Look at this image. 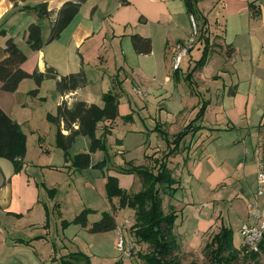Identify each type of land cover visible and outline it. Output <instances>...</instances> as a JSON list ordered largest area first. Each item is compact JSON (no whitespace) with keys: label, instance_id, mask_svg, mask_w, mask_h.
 <instances>
[{"label":"crops","instance_id":"crops-1","mask_svg":"<svg viewBox=\"0 0 264 264\" xmlns=\"http://www.w3.org/2000/svg\"><path fill=\"white\" fill-rule=\"evenodd\" d=\"M70 1L76 0H26L24 3H20V6L28 5L33 7L40 3H48L52 17L49 20L42 21L43 26H46L44 28L42 27L43 39L46 41L50 35L51 22L57 18V14L64 4ZM174 1L86 0L80 13L65 29L58 40L45 45L40 51H32L29 45L26 44V30L32 23L40 22L38 15L34 11H19L14 9V5L10 0H0V32H5V35H0V49L3 51L0 54V60L6 57L5 48L7 40L13 38L28 56L27 61L22 65V68L28 73H33L36 70L45 73L47 68L52 67L60 75L65 76L84 70L88 80L86 87L66 95L59 94L56 89V81L53 79L45 80L42 83L36 97L29 95V92L36 88V83L32 79L23 81L15 93H3L0 91V107L15 122L20 124L21 129L27 136V148L30 138H35L39 146L37 163L28 160L27 151V155L23 162H21V170L18 172H15V166L11 161L0 158V264H12L13 261L20 264H62L63 260L69 254L74 253L70 251L71 249H68V245L74 240V237L70 233L73 229L72 222L77 215L85 209L97 210L98 213L94 215L95 217H88V227H83L84 230L89 232L90 227L100 221L105 212H111L113 206L119 208V199L114 198L110 202V210H105L104 208L99 212V207H95V194L92 204L89 203L88 207H85L77 215L75 214L76 211L71 212V214H75V217L73 216L74 218L67 220V208L65 207L64 199L60 197L59 187H56L57 182H49V176H55L57 179L58 176L54 174L59 173L62 177L64 175L67 181V179H74L75 173L84 172L83 174H85L86 180L88 181L87 188L92 193L98 192V195H101L103 199L107 196V177L106 174L102 178L94 174L90 176V168L83 171L74 170L70 166L71 163L66 162L64 152L57 147V128L49 123L46 117L48 113L56 114L58 106L64 101L70 106L77 101H85L89 104L103 106V95L105 93L114 90L115 93L119 94L120 116L114 122L106 121L100 123L96 132L98 138H102L98 134V131L101 128L104 131L105 126H109L111 131V134L108 136L113 135L115 132L114 127L119 119L128 115L132 116V120H130L132 132H146L139 121V118L142 119L141 113L139 112L140 117L136 114L138 109L139 111H146L149 118H153L154 120L159 118V111H163L165 114L168 113L166 115L169 121L171 118L168 115L172 114L174 116V113L179 114L185 110L195 113L197 108H201L204 102H207V110L211 107L210 101H203L200 106V101L197 102L196 99V97L200 99L202 96L201 89L203 91L207 89V87L203 89V86H208L205 78L203 79V75L205 72H208V68L212 63V59L209 58L203 67L200 69L196 68L198 61L203 56L204 44L199 46L198 41L190 55L184 58L178 72L172 70V59L175 55L177 44L188 40L192 34V15L187 12L185 2L177 6L174 4ZM211 1H213V6L209 7V10L205 6L207 0L198 4L201 14V29L199 28V34L202 36L206 32L205 35L209 37L210 43L215 45L214 51L216 50L215 52L220 54L221 57L225 55L227 46H232L235 51L229 56L228 62L232 65L231 73L234 75L233 77L238 81L235 89L232 88L228 92V96L225 92L221 101L222 103L220 104L225 113L221 115L220 119L217 116L215 126L218 124L223 125L222 127H214L213 130L222 132L234 129V127L236 128L237 124H239L238 120L245 116L251 122L254 110H261L259 98H262L261 90L264 87V0ZM216 4H219V7ZM251 4L256 6V10H260L261 15L259 17L254 18L252 16ZM212 7H214L215 11H218L217 7L219 8V17H216L215 22L211 20L213 16ZM213 23L217 27L216 30H212L211 28ZM134 35L151 39L153 47L150 54L144 55L136 53L131 39ZM212 37H214L215 41H212ZM202 43H205V40ZM218 45H221L222 48H218ZM196 48L202 51L199 58L193 57V52ZM163 52L165 60L162 59ZM133 53L140 58L153 59L151 64H153L157 72L160 61L155 60L156 57L162 59L165 63V70L162 71L165 76V82L157 79V73L148 75L144 69H141L140 74H136L135 71H130L133 78V91L136 92L134 97L128 94V88L125 86L128 75H125V77L122 75L124 73L123 70L125 72L128 70L126 67L127 55H132ZM236 57H242L240 58L241 62ZM193 60H195V63L192 62ZM108 67H112L113 70L109 71L110 68L108 69ZM218 71L214 69L210 75L213 80L220 76L218 75ZM191 73V80H187V76ZM242 79H247L248 81L254 79L255 91L253 94L249 92L246 96L240 92L239 81ZM183 80L190 89H180L179 84ZM118 82H121L122 87ZM234 84L233 82L232 86ZM200 85L202 86L201 89ZM119 87L122 88L121 91L118 90ZM46 90H50V93H46ZM138 90L141 92H138ZM154 94L157 95L155 96ZM50 97L51 100L49 102L48 99ZM43 103L46 105L45 109L41 107ZM226 104L229 105V108L226 107ZM28 110L32 111L33 114H28ZM36 110H38L39 116L45 118L44 122L42 119V124L38 126L33 125V118H35L34 112ZM230 113L234 116H229ZM161 117L164 120L163 114ZM262 118H264V115ZM192 120L186 122L183 125V129ZM226 120L231 121L232 125L229 122L226 123ZM138 121L139 124L136 125ZM150 122V125H155L151 119ZM158 125L159 130L167 134V143L172 141L171 138L173 136H176L183 130L181 129L177 133H170L169 131H165L161 127V124ZM28 129L30 132L27 131ZM63 133L65 135L69 134L66 130H63ZM197 136L199 138L196 141ZM207 136L208 138L204 140L201 139L202 135L200 133L194 137L188 136L185 143H190L188 146L189 149H196L195 152L191 156L190 150L189 155L185 158L188 149H184V152L180 150L170 160L172 161L174 157L183 153L184 160L190 161L184 169L182 168L184 171L187 168L189 169L190 186L194 185L196 181L201 185V175L207 174L204 182L207 185L210 182L207 188L209 191H212L216 190L217 186L224 184L231 185L233 180L230 178L238 174V168L241 167V164L240 162L234 163L233 160L236 157H232L231 154L235 153V147L232 148L230 144H226V141H223L220 145L215 143L216 148L214 152L207 157L203 156L206 155L205 152L208 149L211 135L206 134ZM151 137L152 134L149 135L148 139L150 140ZM241 138L243 139V136ZM246 139L244 162L247 164L248 160H251L252 157L250 156L251 150L248 149L249 138ZM79 140L84 141V149L78 152V154L88 152L90 150L89 138L78 137L76 141ZM234 143L236 144V141ZM211 145H214V143H211ZM167 146L168 148L173 147L171 144L169 147V143ZM236 147L238 148L239 146ZM120 148L122 149V147ZM198 149L202 150L200 154L196 153ZM147 156L152 155L146 154L145 157L147 158ZM56 160L58 161L56 162ZM144 160L146 159L144 158ZM96 162L92 158L93 166L96 165ZM112 167L114 170L109 173V176L117 177L120 187L127 190L123 186V182L121 183V174H123L121 171L131 169L132 167ZM131 175L132 177L130 178L134 179L133 184H135L136 174ZM183 175L184 172L182 171V179ZM180 180L179 186H182L183 180ZM50 190L56 191L51 193ZM251 192L253 191H250L249 194L252 198ZM240 194L245 196L243 192ZM240 194H235L234 196ZM192 196L194 197V195ZM250 197L247 202L248 222H251L250 207L252 202L250 201ZM192 200L194 199L192 198ZM174 208L177 210V207L174 206ZM205 208L201 207L200 211L203 212ZM119 210L116 215H118ZM239 212L241 213V210ZM234 214L237 215L235 211ZM262 214L264 216V210ZM207 215L206 213H201L198 216L195 229L191 232L195 236L194 238H197L196 234L204 233V231L206 232L211 226L215 225L214 221L210 220V217L207 218ZM53 217L57 219L55 221L56 229L51 222ZM220 224L221 226H227L222 222ZM185 226L184 228V221L182 219L179 224L177 223L176 227L181 229L178 235L183 237V241L184 239H189L186 230L187 225ZM112 232H116V230Z\"/></svg>","mask_w":264,"mask_h":264},{"label":"rangeland","instance_id":"rangeland-1","mask_svg":"<svg viewBox=\"0 0 264 264\" xmlns=\"http://www.w3.org/2000/svg\"><path fill=\"white\" fill-rule=\"evenodd\" d=\"M212 3L213 1L207 0V4L205 6L208 7V10L209 7L213 6ZM174 4L180 6V4H184V1L175 0ZM174 4L172 5L174 6ZM216 6L219 7V4H216ZM218 7H217L218 11L217 10L215 11L214 7L211 8L213 12V16L211 20L213 22H215L216 17L217 18L219 17ZM200 18L201 15L197 13L195 15V19L198 23L197 27L199 26L198 29L199 28L201 29ZM40 23H42L40 25L43 28L46 27L43 26L42 21H40ZM211 28L212 30L217 29L215 23L212 24ZM198 32L200 33V30ZM199 35L201 37V34ZM198 38L199 36L197 37V42L199 41L198 43L199 46L203 44L205 45V43H202L203 41L201 40L202 37L199 38V40ZM213 40L215 41L214 37H212V41ZM216 49L220 51L218 48ZM2 52L3 51L0 49V54ZM201 53L202 51L196 48L195 51L193 52V57L199 58ZM209 58L212 59V63L208 68V72H205L203 75V79L205 78L206 82L208 83V86H203V89L207 87L208 90L206 89L207 91L206 90L203 91L201 89L202 86L200 85L202 96L200 97V99L199 97L198 98L196 97L197 102L200 101V106L202 105L203 101L211 102V107L208 108V110L206 109L207 110V113L205 114L206 116L204 115L203 119L197 122L199 125H203L204 127L198 132L200 133V135H202L201 138L202 140L208 138V136L206 137V134L211 135V137L209 138L210 140L208 144V149L205 152L206 155L203 156L207 157L209 156V154H212L214 152L216 148L215 143L220 145L223 141H226V144H230L232 148L235 147L234 148L235 153H232L231 155L232 157H236V159L233 160L234 163L236 164L240 162L241 167L238 168L239 169V171L237 172L238 174L230 178L231 180H233L231 182V185L224 184L221 186H217L216 190L209 191L207 187L209 186L210 182L208 185L206 182H204L207 174L201 175L202 177V181H200V183H202L201 185L196 181L194 185L190 186V177H189L190 175H188L189 169L187 168L185 171L183 170L184 167L188 165L187 163H189L190 161L186 159L184 160L183 153L179 154V156L174 157V159L172 160L174 162H172L169 159V167L171 169L173 168L172 170H174L175 172L174 176L175 178L178 179V181L181 178L182 171L184 172L183 179L181 178V180H183L184 182L182 181V186L180 185L181 188L178 191H176L174 197L173 198L169 196L163 197L164 198L163 206L165 208V211L168 212L172 206L177 207V210H179L178 211L179 218L177 220V223L179 224L183 219L184 228L186 227L185 225H187L186 230L188 232L189 239H184V241H183V237H181V235H178V233L181 232V229L180 228L175 229V232L179 240L178 241L179 249L176 250L174 254L179 259L178 261L180 262V264H211L212 255L211 253H209V250L207 249L206 245L211 243L213 237L218 232H220L221 222L223 224H226L228 227H230L233 230V235H234L233 242L235 247L239 249L242 248L243 239L240 233V228L244 222L248 221L247 202H248V198L251 196L249 192L253 191L251 192L252 198L250 197V201L252 202L254 201V196H255L254 194H257L258 186H259L256 175V171H258L257 169H258L259 161L261 160L264 165V118H262L264 115V87L261 90L262 98H259L260 100L259 105L261 106V110L260 111H258L257 109L254 110V113L252 114L251 122H249V118L245 116L238 120L239 124H237V127L236 128L234 127V129H229L227 131H222V132L219 130L217 131L213 130L214 127H222L223 125V124L222 125L218 124L217 126H215L216 125L215 121L217 119V116L220 119L221 115L225 113L224 109H222L220 105L222 103L221 101L223 99V95L226 92L228 96V92L232 88L235 89V86L238 83V81L235 80V78L233 77L234 75L231 73L232 65L231 63L228 62L229 55L227 53V50L225 51V55L223 57H221L220 54H218L217 52L212 51ZM236 58L239 62H241L240 58L242 57H236ZM162 59L165 60L164 52L162 53ZM162 59H159L158 57H156L155 59L160 61L159 70L157 72L153 64H151L153 59L149 60L147 58H140L139 56H136L135 53H133L132 55L130 54L127 55L126 67L128 70H126V72L123 70L124 73L122 75H124V77L125 75H128V79L125 82V86L128 88V94H130L132 97H134V95L136 94V92L133 91L134 89L133 88L134 85L132 83L133 78L130 74V71H135L136 74H140L141 69H144L145 73L148 75H151L152 73L154 75L155 73H157V79L165 82V76L162 72L165 70V63ZM192 62L195 63V60H193ZM214 64L216 65V67ZM109 68L110 67H108V69ZM214 69H216L217 71L219 69L218 75H220L215 80H213L210 77ZM112 70L113 68L111 67L109 71ZM233 82L235 83L234 86H232ZM239 82H240L239 84L240 92L244 93L246 96L249 94V92L252 94L254 93L255 91L254 79L253 80L251 79L249 81L247 79H242ZM179 86L181 90L184 89L188 90L189 88V86L186 85V82L184 80L182 83L179 84ZM121 87H119L118 89L119 91L122 90ZM49 91L50 90H46V93L49 94L50 93ZM112 91L114 92V90ZM1 92L4 93V91ZM154 95L156 96L157 94ZM50 100L51 97L48 99V101L50 102ZM47 106L50 107L49 105ZM41 107L45 109L46 105L43 103L41 104ZM41 107L39 106V108ZM226 107L229 108V105L226 104ZM232 107L234 108L233 105ZM199 109L200 108H197V111H195V113L188 112L187 110H185L184 112H181L179 114L174 113V116L170 114L168 115L171 118L169 121L167 120V115H166L168 113L165 114L163 111H159V118L157 120H154L153 118H149L146 111H142V110L139 111L138 109L136 114L138 117H140L139 112L141 113L142 119L139 118V121L142 127L146 131L144 133L132 132L130 128L131 126L130 121H126L124 118L121 117L114 127L115 130L114 134L108 136L106 140L108 150L107 151L98 150L92 154V158H94L95 161H97L96 165L97 163L104 161L105 158H107L108 161L107 165L103 166V169L90 167L89 170L90 176L91 174H94L96 176H99V178H102L103 175L106 174V177H108L109 173H111L112 170H114L112 166H121V167L149 166L150 167L151 163H148V157L150 156H147L146 158L145 157L146 154L154 156L153 158L161 159L165 154H167L170 151L167 146L168 144L167 138H164V136L161 134L159 130H155L158 128L159 126L158 124H161V127H163L165 131H169L170 133H177V131L183 129V125L186 122H189L191 119H194ZM28 112H29L28 114L30 115L33 114V112L30 110H28ZM162 114L164 120L161 117ZM231 115L233 114L230 113L229 116ZM34 116L35 118H33V125L35 126L42 124V119L43 122L45 120V118L39 116L38 110L34 112ZM150 119L151 121L154 122L155 125L149 124L151 123ZM139 121L136 125L139 124ZM228 122L230 123V125H232L231 121L226 120V123ZM27 131L30 132L29 129ZM103 132L104 131L101 128L100 131H98V134L101 137H103ZM150 134H152V137L149 140L148 137ZM241 136H243V139L241 138ZM173 138H171V140H173ZM197 138L199 137L198 136L196 137L195 139L196 141ZM246 138H249L248 149L251 150L250 156L252 157V159L254 158L253 161L252 159L251 160L249 159L247 164L246 162H244L245 161L244 157L246 153V149L244 147H246L245 142H247ZM234 141H236V144L234 143ZM89 142L91 145L90 138H89ZM83 143H84L83 140L75 141V143L71 148L72 156H75L78 154V152L83 151L84 149ZM211 143H214V145H211ZM189 144L184 143L180 149L181 152H184V149L188 148ZM236 146L239 147L237 148ZM120 147H122V149ZM38 148L39 146L37 144V140L35 138H30L27 148L29 161H33L34 163H37L38 155H39ZM120 150H122V152H120ZM190 150L192 156V153H194L196 149L193 148L188 149L186 155L184 154L185 158L187 155H189ZM201 151H202L201 149H198L196 153L200 154ZM62 152L64 151L62 150ZM239 156L240 158H238ZM144 158L146 160H144ZM57 161L58 160H56V162ZM152 163L153 165L155 164L154 161ZM245 164H246V168H245ZM83 173L84 172L75 173L74 179L72 180L67 179V181H66V177L64 175L62 177V175H60L59 173L54 174L58 176L57 179L55 176H49V182H57L56 187L57 188L59 187L58 189L60 190V197L64 199L63 201L65 203V207L67 208V213H66L67 220H71L72 218H74L75 217L74 215L79 214L83 209H85V207H88L89 203L92 204L94 200L93 197L95 194H96L95 207L96 208L99 207L98 208L99 212L104 208L105 210H110L111 208V204L107 196L105 197V199H103L101 195H98V192L92 193V191L87 188L88 181L86 180V176ZM254 173L256 176L254 175ZM121 175H122L121 183L123 182V186L127 188L129 193L131 192L136 193L142 190V186H143L142 180L138 175H136L135 184H133L134 179L130 178L132 177V175H125V174H121ZM55 191L56 190H54V192ZM241 192H243L245 196H242L240 194ZM235 194H240V195L234 196ZM192 195H194V197ZM192 198L194 200H192ZM259 202H260L261 211H263L264 196L259 198ZM91 207H93V205H91ZM201 207L204 208L206 207L203 210V212L200 211ZM237 210L239 211L241 210V213ZM73 211H76L75 214H71V212ZM234 211L237 213V215L234 214ZM97 213H98L97 210L92 211L90 209L88 217L89 218L95 217L94 215H96ZM201 213L208 214L209 216L207 215V218L210 217V220H213L215 225L211 226L206 232L204 231V233L196 234L197 238H194L195 236L192 235L191 232L195 229L198 216ZM135 217L136 214L134 209L131 208L120 209L117 215V222L119 226L116 232L110 231L105 233H89L86 230H84V228L81 225H77L73 223V229L70 234L72 237H74V240L73 242L69 243L68 249H71L70 250L71 252L79 251L82 254L89 256L92 264H116L118 262L120 264H142V260L138 257V254L148 253L150 251V247L147 244L137 242L136 237L134 235V230L132 229V226L136 220ZM56 220L57 219L53 217L51 221L54 228L56 227V223H55ZM58 226L60 228L59 223ZM53 227L52 229L54 230ZM120 236H122L125 240V245L122 250L117 248V241L120 238ZM132 246L133 249H131ZM253 252L259 254L257 259H252L248 255L246 256L244 254H240L238 261H235L233 264H258V263L264 264V251L260 250V246H259V250ZM29 258L31 259V257ZM12 264H20V263L13 261Z\"/></svg>","mask_w":264,"mask_h":264},{"label":"trees","instance_id":"trees-1","mask_svg":"<svg viewBox=\"0 0 264 264\" xmlns=\"http://www.w3.org/2000/svg\"><path fill=\"white\" fill-rule=\"evenodd\" d=\"M14 9L19 11H34L40 21L49 20L52 12L49 10L48 3H40L35 6L22 5L26 0H10ZM205 0H184L187 12L191 15L200 14L198 3ZM86 0L70 1L64 4L57 14V18L51 22L50 35L48 40L43 39V29L40 22L32 23L26 30V42L32 51H40L45 45H48L61 37V34L72 23L75 17L80 13L81 8ZM252 16L257 18L261 15L259 9L251 4ZM201 15V14H200ZM206 32L202 34L201 40H205V48L202 58L198 61L196 68L203 67L210 54L214 51V44L210 43ZM0 35H5L4 31ZM132 44L137 54H150L152 52V41L150 38H144L139 35L132 36ZM203 40V41H204ZM218 48L222 46L218 45ZM235 50L232 46H227L229 56ZM6 57L0 60V91L15 93L20 84L32 79L36 83V88L29 92V95L36 97L40 91V87L45 80L53 79L56 81V89L61 95L75 92L84 88L88 84L87 76L84 70L69 75H60L56 69L49 67L45 73L38 70L28 73L22 68L27 61L28 56L18 46L13 38L6 42ZM178 72V71H176ZM192 73L187 76V80H191ZM121 85V82H118ZM119 94L109 91L103 95V106L97 104H89L85 101H77L70 106L66 101L58 106L56 114H47V121L57 128L56 145L64 151L65 160L71 163V167L77 171H83L94 167L103 169L108 161L99 162L92 165V154L98 150L107 151V136L111 134L109 126H105L102 138L96 135L98 125L102 122H114L119 116ZM207 102H204L200 108L196 118L184 127V129L169 141L173 147L169 148V152L161 159L148 157L149 166L132 167L124 169L123 174H136L142 180V190L137 193H129L120 187L119 179L114 176L107 177L106 191L107 198L110 202L114 198L119 199V208L113 206L111 212H105L100 221L94 223L90 229V233H105L115 231L118 228L116 213L118 209L131 208L135 210L136 220L132 226L137 242L147 244L150 251L145 254H138L142 260V264H180L179 259L174 254L179 249L178 236L175 232L177 227L178 214L177 210L172 206L168 212L163 206L164 196L174 197L176 191L180 189V182L175 178L173 170L169 167V159L178 154L185 139L188 136L194 137L203 126L197 122L201 121L206 113ZM126 121L132 120V116H125ZM63 130L69 132L68 135ZM159 130V128L155 129ZM161 134L167 138V134L159 130ZM88 137L91 140L90 150L85 153H79L75 156L71 155V148L78 137ZM186 149H189L186 148ZM185 149V150H186ZM27 153V136L21 129L20 124L15 122L0 107V158L11 161L15 166V172L21 170L22 163ZM154 165H153V161ZM51 193L54 190H50ZM90 210L85 209L77 215L73 222L84 228L88 227V214ZM233 230L225 225L221 226L212 239L211 243L206 247L211 253V264H233L238 261L240 254L248 255L252 259H257L259 254L249 250L244 244L242 248H236L233 242ZM260 250L264 251V234L260 244ZM62 264H92L90 257L81 252H74L63 260ZM116 264H120L119 262ZM261 264V263H258Z\"/></svg>","mask_w":264,"mask_h":264},{"label":"built area","instance_id":"built-area-1","mask_svg":"<svg viewBox=\"0 0 264 264\" xmlns=\"http://www.w3.org/2000/svg\"><path fill=\"white\" fill-rule=\"evenodd\" d=\"M192 23V34L188 40L180 42L176 46V54L172 61V70L178 71L181 68V64L186 56H189L191 51L195 48L197 43V37L199 36V29L197 27L198 23L195 16H191ZM140 92V90H138ZM260 158V157H259ZM258 191L254 196V201L251 203L250 207V219L251 222H244L240 228V233L243 239V244L249 250H259V246L263 239L264 234V216L260 208L259 198L264 196V165L262 161H259L258 171ZM125 245V240L122 236L117 241V248L122 250ZM134 246V244H133ZM133 246L131 249H133Z\"/></svg>","mask_w":264,"mask_h":264}]
</instances>
